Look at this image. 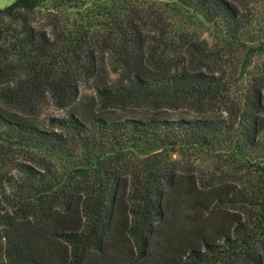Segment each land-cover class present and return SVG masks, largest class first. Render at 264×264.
<instances>
[{
    "label": "trees",
    "instance_id": "trees-1",
    "mask_svg": "<svg viewBox=\"0 0 264 264\" xmlns=\"http://www.w3.org/2000/svg\"><path fill=\"white\" fill-rule=\"evenodd\" d=\"M0 101V264H264V0H13Z\"/></svg>",
    "mask_w": 264,
    "mask_h": 264
},
{
    "label": "rangeland",
    "instance_id": "rangeland-1",
    "mask_svg": "<svg viewBox=\"0 0 264 264\" xmlns=\"http://www.w3.org/2000/svg\"><path fill=\"white\" fill-rule=\"evenodd\" d=\"M13 0H11L12 2ZM9 2V3H11ZM9 3H5L4 6L8 5ZM3 6V7H4ZM2 8V7H0ZM94 87H95V83L92 81H87V82H82L80 83V94H79V98H78V110H80L81 112H84V114H89L90 113V109L89 107H87L86 103L90 100H92L93 98V102L95 107L94 109L98 106V103L96 101V99H94L93 97V91H94ZM135 105H130V106H125L124 109L120 108H114L112 106H107L105 109H103V112L108 114V115H127V114H135V113H139L140 109L134 107ZM0 108L3 110H12V108H10V106H8L7 104H5L4 102L0 101ZM96 110V109H95ZM63 114L62 110L56 109L50 102L45 103L38 111L37 114H35L34 119L40 122H44V120L48 117V116H52V115H61ZM182 115L181 112L178 111H173L171 113H169V116L171 117H177ZM23 154L21 152H19L18 150H16L13 154V157L10 161L7 162H18L20 159H22ZM7 186V184H5V187Z\"/></svg>",
    "mask_w": 264,
    "mask_h": 264
},
{
    "label": "clouds",
    "instance_id": "clouds-1",
    "mask_svg": "<svg viewBox=\"0 0 264 264\" xmlns=\"http://www.w3.org/2000/svg\"><path fill=\"white\" fill-rule=\"evenodd\" d=\"M11 0H0V7H3L5 3H9Z\"/></svg>",
    "mask_w": 264,
    "mask_h": 264
}]
</instances>
